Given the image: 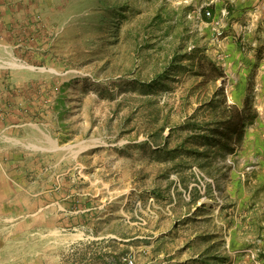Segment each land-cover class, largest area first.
Wrapping results in <instances>:
<instances>
[{"label": "rangeland", "instance_id": "1", "mask_svg": "<svg viewBox=\"0 0 264 264\" xmlns=\"http://www.w3.org/2000/svg\"><path fill=\"white\" fill-rule=\"evenodd\" d=\"M0 264H264V0H0Z\"/></svg>", "mask_w": 264, "mask_h": 264}, {"label": "trees", "instance_id": "2", "mask_svg": "<svg viewBox=\"0 0 264 264\" xmlns=\"http://www.w3.org/2000/svg\"><path fill=\"white\" fill-rule=\"evenodd\" d=\"M201 75L204 84L214 83L224 77L223 70L213 62L202 68ZM221 113L223 119L214 123L213 128L201 137L204 155L212 153L211 150L221 156L234 153L237 143L242 139L243 129L252 124L257 117L256 111L247 101L240 108L225 106Z\"/></svg>", "mask_w": 264, "mask_h": 264}, {"label": "built area", "instance_id": "3", "mask_svg": "<svg viewBox=\"0 0 264 264\" xmlns=\"http://www.w3.org/2000/svg\"><path fill=\"white\" fill-rule=\"evenodd\" d=\"M204 16L209 17V16H210V13H209L208 11H206V12L204 13Z\"/></svg>", "mask_w": 264, "mask_h": 264}]
</instances>
